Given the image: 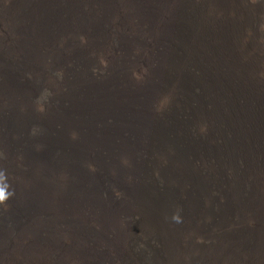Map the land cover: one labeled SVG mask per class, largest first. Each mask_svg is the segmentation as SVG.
<instances>
[{
	"label": "bare ground",
	"instance_id": "1",
	"mask_svg": "<svg viewBox=\"0 0 264 264\" xmlns=\"http://www.w3.org/2000/svg\"><path fill=\"white\" fill-rule=\"evenodd\" d=\"M127 1L0 0V30L11 37L9 49L18 61L0 56L5 79L1 92L28 93L33 105H41L49 98L43 93L45 80L56 83L59 77L67 78L65 91L55 95L56 104L66 101L65 105L49 109L44 118H58L56 124L87 143L72 136L71 141L66 136L60 140L63 134L34 121H26L23 130L16 128L11 109H0V264H116L117 258L121 264H192L196 251L202 258L199 264H264V87L258 86L257 94L237 111V101L225 95L229 84L222 76L244 62L247 76L263 78V58L245 56L246 48L241 55L238 46L243 30L255 34L259 43L264 39V0ZM123 5H129L136 26L148 30L143 36L153 39L143 43L134 38L135 47L138 41L137 48H152L153 54L151 66L143 67L152 77L145 86L151 89L140 91L141 95L126 84L130 65L125 59H131L133 70L139 63L135 53L126 58L133 50L131 40H116L124 55L118 58L121 63L113 62L107 76L97 79L81 71L99 45L111 48L108 27ZM253 22L257 28L251 27ZM101 56L108 57L104 50ZM154 63L159 66L153 68ZM159 82L164 88L156 90ZM171 88L173 104L180 110L170 105L161 110L159 104L162 116H154L153 98L169 94ZM93 89L96 101L85 107L81 96ZM107 92L117 101L106 100ZM18 97L11 94L9 101ZM127 103L131 108H125ZM197 126L206 134L188 142ZM29 135L36 141L34 150ZM211 137L215 142L209 141ZM17 139L21 153L12 156L27 167L8 174L13 160L3 156L5 147L12 148L14 142L17 147ZM83 162L97 168L108 192L98 181L87 179ZM200 162L208 166L205 174L198 173ZM224 167L231 170L229 176ZM247 219L257 223L253 231L239 226ZM230 224L240 228L227 230ZM163 230L169 231L167 237ZM194 234L206 243L194 245Z\"/></svg>",
	"mask_w": 264,
	"mask_h": 264
},
{
	"label": "rangeland",
	"instance_id": "2",
	"mask_svg": "<svg viewBox=\"0 0 264 264\" xmlns=\"http://www.w3.org/2000/svg\"><path fill=\"white\" fill-rule=\"evenodd\" d=\"M118 1H121L122 2V0H118ZM130 1V0H129ZM129 1H127V2H129ZM241 2H243V3H247L248 2V0H240ZM250 1V0H249ZM120 2V4H122ZM121 6V5H120ZM124 8V9H123ZM127 8V9H126ZM228 8H230V7H228ZM126 9V10H125ZM90 10V8H86V11H89ZM127 10H129V5H128V7H126V5H125V7H124V5H123V7H119V10H118V13H117V15L116 14H114V12L112 13V14H114V15H116L115 17H113V19L110 21V24H109V37L110 38H108L109 40H108V44L110 43L111 44V48H109V46L107 45V44H105V46L103 45V46H98V52L96 53V56H94V55H90L89 54V56H88V58L87 59H85L80 53H79V51H78V54H79V56L80 57H82L83 59H85L84 61L86 62L87 61V63H89L88 64V66H90L89 68H88V66H87V68H85V67H83L84 69H82L81 71H83V70H85V74L87 75L88 73L89 74H93V76H95L97 79H101V78H103V77H105V76H107L111 71H108V69L110 68V66L113 64V62H117V61H119L118 60V58H120L119 56H121L122 57V55H124V52L122 51V49H120V46L118 45L117 47L119 48H117L116 47V40H131L130 41V44H131V48L133 49L132 51L131 50H129V51H127V52H129V54H127V56H126V58L127 57H132V54L133 53H135V54H137L138 56V58H139V60H138V66L136 65V66H134V70L132 69L133 68V66H132V63H131V59H125V61L124 62H127V64H129L130 66H132V68L130 67V66H126L127 67V70H128V72H127V76H126V84H130L134 89H131V91H133L134 93H136V95H141L143 92H141L140 93V91H143V90H146V91H148V89H151L150 87L149 88H146L145 86L147 85V81H149V82H151V80H152V77L150 76V75H148V76H146L147 75V70L146 69H148L150 66H151V64H150V59H152V55H150V53L152 52V48H147V50L145 51V50H141V48H137V47H139V46H141V44L138 42V41H136L137 42V44H138V46L137 47H135V39L134 38H138L139 40H143L144 42L143 43H148L149 42V39H152V38H150V37H145V36H143V32H147V31H144V29L142 28V26L141 25H138V26H140V27H137L136 26V24H135V22L133 21V19H135L134 17H133V15L132 14H130ZM85 11V12H86ZM123 11V12H122ZM128 14V15H127ZM125 15V16H124ZM129 16V17H128ZM131 16V17H130ZM85 17L86 18H88L89 19V17H87L86 15H85ZM122 17V18H121ZM127 17V18H126ZM118 20H121L120 22H122V24H120V22H119V24H117V21ZM136 20V19H135ZM230 20V19H229ZM228 20V21H229ZM227 21V22H228ZM137 23V22H136ZM112 24V25H111ZM145 25V24H144ZM260 26V25H259ZM251 27H254V28H257V24L255 23V22H253V24L251 25ZM155 29H154V31H155V33L157 34V31H158V26H155L154 27ZM259 29H260V27H259ZM114 30V31H113ZM229 30H231V28H229ZM3 32H5L4 30H3ZM1 33V30H0V56H2L3 58H4V60H5V58H13L14 60H12V59H6V61H13V63L14 62H18L17 60H16V58H15V52L14 51H10V49H9V47H11V44H9L11 41H12V39H11V37L9 38H7L6 37V33ZM248 32V33H247ZM254 32V31H253ZM243 33H245V34H243V36L240 38V45L239 46H241V47H239L238 46V51L241 53V55H243L242 53H243V51L245 50V49H243V48H246V50H247V53H246V55L245 56H247L248 57V55H251L250 57H251V59H253V60H256L257 59V57H258V59L257 60H259V59H262L263 58V66H264V39L263 40H261V43H259V40L257 39V37L255 36V34L253 35V34H251L250 32H249V30H246V32H244V30H243ZM247 33V34H246ZM255 33V32H254ZM120 34V35H119ZM117 35H119V36H117ZM261 35V34H260ZM117 36V37H116ZM248 36V37H247ZM262 36V35H261ZM263 36H264V34H263ZM262 36V38H264ZM116 37V38H115ZM142 37V38H141ZM254 37V38H253ZM6 38V39H5ZM118 38V39H117ZM243 38V39H242ZM251 38V39H250ZM2 39V40H1ZM8 40V41H7ZM82 40H85L86 41V38H84V39H82ZM30 41V40H29ZM110 41V42H109ZM256 41V42H255ZM77 42L79 43V40L77 39ZM152 42H153V39H152ZM114 43V44H113ZM243 43V44H242ZM247 43V44H246ZM259 43V44H258ZM80 44H82L81 42H80ZM246 44V45H245ZM258 44V45H257ZM134 45V47H132ZM244 45V46H243ZM257 45V46H256ZM261 45H263V46H261ZM114 46V47H113ZM246 46V47H245ZM252 46V47H251ZM261 46V47H260ZM2 47H3V49H2ZM7 48V49H6ZM231 48H232V46H231ZM260 48V49H259ZM243 49V50H242ZM7 50V51H6ZM102 50H104V52L108 55V57H107V59H105V58H103L102 56H101V53H102ZM108 52H107V51ZM263 50V51H262ZM138 51H139V53H138ZM141 51V52H140ZM150 51V52H149ZM7 52H8V54H7ZM13 52V53H12ZM220 52H222V51H220ZM258 52V53H257ZM2 53V54H1ZM12 53V54H11ZM256 53V54H255ZM68 54V53H67ZM225 53H222V56H224V57H226V54L224 55ZM255 54V55H254ZM8 55V56H7ZM148 55V56H147ZM252 56H254V57H252ZM263 56V57H262ZM143 57H144V59H143ZM30 57L28 56V59H29ZM150 58V59H149ZM234 58V57H233ZM93 59V60H92ZM117 59V60H116ZM146 59V60H145ZM153 59H154V57H153ZM130 60V61H129ZM148 60V61H147ZM236 59L234 58L233 59V62H236L235 61ZM143 61H145V63L143 62ZM240 60L237 58V62H239ZM242 61V60H241ZM245 61H247V60H245ZM5 62V61H4ZM120 63H121V61H119ZM13 63L12 64H10V67H12L13 66ZM253 63H255V62H253ZM3 64V63H2ZM1 64V65H2ZM142 64V65H141ZM149 64V65H148ZM218 64H219V61H218ZM251 64V63H250ZM260 65L262 64V63H259ZM258 64V65H259ZM93 65H95V66H93ZM148 65V66H147ZM243 65H245V66H243ZM93 66V67H92ZM98 68H97V67ZM157 66H159L157 63H154L153 65H152V67L153 68H156ZM224 68L226 67V65H222ZM5 67H7L8 68V66L6 65ZM95 67V68H94ZM143 67H145V68H143ZM247 67V68H246ZM142 68V69H141ZM241 68V69H240ZM137 69V70H136ZM141 71H140V70ZM249 69H248V66H247V64L246 63H244V62H241L240 63V65L238 66V68H237V70L236 71H234L233 69L232 70H230V69H228L227 70V72H231V73H226V72H222V76L225 78L224 79V81H225V83L228 85V87L227 88H225V95L227 94L228 95V97L229 96H231V98H230V100L232 101V102H234L235 103V101H237L236 103H235V105L236 104H238L237 106L240 108H238V107H236V110L238 111H240V110H242L241 108L242 107H240V106H242V104H246V101H247V98L248 97H250V96H252V95H254V93H256L257 94V89H259V87H264V76H263V78L262 77H258V80L261 82H259L258 80H256L257 79V77L255 78V77H252V78H250L249 76H247L246 74H248L249 75V71H248ZM51 72H53L52 70H51ZM88 72V73H87ZM94 72V73H93ZM142 72V73H141ZM146 73V74H145ZM225 73V74H224ZM239 73V74H238ZM227 75V76H226ZM235 75H237V76H235ZM239 75V76H238ZM47 76H49V80H51L50 79V74L49 75H47ZM53 76H51V78H52ZM240 77V78H239ZM149 78H150V80H149ZM232 78H234V79H232ZM259 78H261V79H259ZM1 79L2 80H5L3 77H1V74H0V82L2 83V81H1ZM146 79H147V81H146ZM154 79V78H153ZM177 79H178V77H177ZM176 79V80H177ZM232 79V80H231ZM243 79V80H242ZM17 80L18 81H20V82H23L22 80H21V78H20V76H19V78H17ZM67 80V78L66 79H60V77H59V79H58V81L56 82V83H52L53 81H49V83L45 80V83H46V86L44 87L45 89H46V91H43V93H45L46 92V95H48L49 96V98L48 99H45V101H47V103L45 104V103H43V104H41L40 105V103H38V102H35L34 103V105L29 101V99H28V96L30 95V94H28V93H26V96H23V93H19V92H14V91H11L10 92V94L8 95L7 93H2L1 92V90H0V109L3 111H7L6 109L7 108H9V109H11V111H10V113L11 114H13L14 115V117H15V121H14V126L16 127V128H18L19 126H21L22 127V130L26 127L25 125H28L27 123H26V121H34V122H38V123H40V124H42L43 126H45L46 128L48 127V126H50L51 127V130H52V132H54V133H56V132H58V133H61V134H63L64 135V137L61 135V137H60V140H66V138H65V136L66 137H69L70 138V141L71 140H75L76 142H78V143H81V144H84V145H86L87 143L86 142H84V141H82V140H80L79 138H77L76 137V135L75 134H73V133H71V131H67L64 127H62V126H59L58 124H56V121L58 120V118L56 119V120H54V121H52V120H46L44 117V115H45V112H47L49 109H51V110H55V109H58V107H59V105H61V106H63V105H65V103H66V101H63V103H60L59 105H57L56 104V102H57V100L55 99V95H58L59 94V92H60V94H61V92L62 91H65V86H66V81ZM254 80V81H253ZM157 81V78H156V80H155V82ZM227 81V82H226ZM254 83H252V82ZM143 82V83H142ZM145 82V83H144ZM230 82V83H229ZM236 82V83H235ZM259 82V83H258ZM154 83V82H153ZM233 83V85H231ZM243 83H245V84H243ZM251 83H252V85H251ZM257 83V84H256ZM24 84V86H23V89H26L30 84H29V82H28V86H26L27 85V83H23ZM235 84V85H234ZM239 84V85H238ZM250 84V85H249ZM59 85V86H58ZM129 85V86H130ZM49 86V87H48ZM155 86V89L156 90H158L159 88L160 89H162V88H164L163 86V82L161 83V82H159L158 84H155L154 85ZM160 86H162V87H160ZM244 86V87H243ZM245 86H247L246 88H245ZM257 86V87H256ZM259 86V87H258ZM26 87V88H25ZM153 87V86H152ZM174 87V86H173ZM232 87V88H231ZM249 87V88H248ZM252 87V88H251ZM143 88V89H142ZM146 88V89H145ZM257 88V89H256ZM54 89V90H53ZM42 90V89H41ZM137 90V91H136ZM245 90V91H244ZM254 90V91H253ZM55 91V92H54ZM173 93H175L174 91V89L173 88H171V89H169V90H167V92L169 93V94H167L166 95V92L164 93H160V94H158L157 96H155L153 99V105H154V108H155V110L156 111H154V116H157V117H160V116H162V115H160V116H158L160 113L159 112H162L161 110H165V109H168L169 108V105H170V108L172 109V107H173V109H175L176 111L177 110H180V108L177 106L176 107V105L175 104H173V99H174V94H172V92ZM229 93H228V92ZM248 91V92H247ZM57 92V93H56ZM96 92V93H95ZM160 92H162V91H160ZM227 92V93H226ZM230 92H232V93H230ZM234 92H235V94H234ZM3 95H2V94ZM92 93V94H91ZM17 95V96H19L18 97V100L17 101H14L15 99H13L12 101H9L10 99V95ZM27 94H28V96H27ZM91 94V95H90ZM109 93L107 92V96L109 97V98H107L106 100H109V101H111V102H116L117 100H115L114 98H112L113 96H110V95H108ZM243 96H242V95ZM2 95V96H1ZM169 95V96H168ZM226 95V96H227ZM4 96H5V98H4ZM8 96V97H7ZM89 96V97H88ZM92 96V97H91ZM135 96V95H134ZM162 96H163V98H162ZM171 96V97H170ZM7 97V98H6ZM31 98H32V96H30ZM36 97V96H35ZM81 97H83L82 98V101H83V103L85 104V107L87 106V107H90L93 103H95V101H96V98H97V90L96 89H93L92 91H90V93L89 94H87V96L86 95H82ZM86 97V98H85ZM90 98V99H89ZM159 98V99H158ZM165 98H166V100H167V102H166V100H165ZM238 98V99H237ZM54 99V100H53ZM170 99V100H169ZM240 99V100H239ZM244 99V100H243ZM246 99V100H245ZM49 100H51V102L49 101ZM234 100V101H233ZM155 101H156V103H155ZM171 101V102H170ZM214 102H216L215 100H214ZM243 102V103H242ZM6 103V104H5ZM118 103H120L119 104V106L121 105L122 107L124 106V103H123V100H120ZM233 103V104H234ZM264 103V102H263ZM52 104V105H51ZM159 104H163V108L161 109V110H159L158 108H159ZM165 104V105H164ZM214 104V103H213ZM56 105V106H55ZM90 105V106H89ZM217 105V107H218V109H222L223 107H220V104H214V105H212V106H216ZM219 105V106H218ZM7 106V107H6ZM48 106V107H47ZM54 106V107H53ZM127 107H125L126 109L127 108H131V107H129L128 106V103H127V105H126ZM152 106V105H151ZM180 107H182V105H180ZM259 107H260V110L262 111V104H261V102L259 103ZM24 108V109H23ZM26 108H28V109H31V111L29 110V112L30 113H25V109ZM47 108V109H46ZM93 108V107H92ZM153 108V107H152ZM151 108V109H152ZM177 108V109H176ZM43 110V111H42ZM138 109H136V113H135V115L136 116H138V117H140L141 116V111L140 110H138ZM216 110H217V108H216ZM159 111V112H158ZM215 112H219V111H215ZM223 114H226L227 116H230L228 113H230L228 110H227V112H226V109H222V111H221ZM9 113V114H10ZM157 113V114H156ZM37 114V115H36ZM109 114H110V116H113L114 115V113H111V112H109ZM40 115H41V117H40ZM39 116V117H38ZM151 116H153V115H151ZM153 116V117H154ZM243 116H245V114H243ZM41 118H43V119H41ZM157 120V119H156ZM120 124V123H119ZM123 125V124H122ZM121 124H120V126H122ZM199 125V124H198ZM15 128V129H16ZM199 128V126H197V131L198 132H195V133H193V135H192V139H189V140H187L188 142H191V143H194V141H196V139H198V134H201V135H204V134H206V133H203V132H201V130H200V128ZM17 130V129H16ZM71 136H72V138H71ZM68 138V139H69ZM196 138V139H195ZM212 139L211 140H209L210 142L211 141H213V142H215V140H216V138H214V137H211ZM12 139V138H11ZM14 139V138H13ZM18 140V139H17ZM29 144H30V146H31V148L33 147V150L35 149V144H36V141L29 135ZM14 141V140H13ZM19 142H18V144H17V147H16V145H15V142H14V146L12 147V148H7V147H5V149H7L6 151H5V155H3V156H8V158L11 160H13L12 162H11V164H8L9 165V171H8V174H14V175H16V173H15V168H20V169H22L23 170V168H25V167H27V164H25V163H23L21 160H19L17 157H13L12 155L13 154H18L19 152L21 153V148L19 147V145H20V142H21V140H18ZM209 142V143H210ZM212 143V142H211ZM3 145V144H2ZM4 146V145H3ZM150 149V148H149ZM199 149H197V150H195L194 152H196V151H198ZM15 151V152H14ZM18 152V153H17ZM13 153V154H12ZM27 154V153H26ZM2 156V155H1ZM24 155L22 154V156L21 157H23ZM28 156V155H27ZM254 156V155H253ZM28 157H30V156H28ZM261 157V156H260ZM260 157H257V160L258 159H260ZM26 158V157H25ZM6 160H8L7 158H5ZM17 159V160H16ZM0 160H1V158H0ZM16 161H18V162H16ZM91 161V160H90ZM203 160H201V162H202ZM199 163V164H197V166L196 167H198L197 168V170H198V173H204L205 174V172H206V169L208 168V166H207V164L206 163ZM86 162H83L82 163V165H83V172L86 174V176H89L87 179H89V180H96V181H98L99 183H100V185H102V187H103V189L102 190H106L107 192H108V189H107V187L106 186H104L103 184H105V181H103L104 180V178L103 177H101V175L97 172L96 173V171H97V168L95 169L94 168V165L91 163V162H88V163H86ZM90 164V165H89ZM20 165V166H19ZM263 165H264V163H263ZM11 166V167H10ZM196 167H194L193 168V174H195L194 172H195V169H196ZM205 167V168H204ZM92 168H94V169H92ZM201 168H202V170H201ZM225 168V170L226 171H224L225 172V175L227 176H229L230 175V171L231 170H229V168H226V167H224ZM92 170V171H91ZM13 171V172H12ZM202 171V172H201ZM10 172V173H9ZM95 172V173H94ZM90 174V175H89ZM93 174V175H92ZM224 174V173H223ZM99 176L98 177V180H97V178L95 177V176ZM36 176V175H35ZM34 176V177H35ZM56 176V175H55ZM54 176V179H59L58 178V176L57 177H55ZM203 176V175H202ZM38 177V176H37ZM37 177H35V178H37ZM95 179H94V178ZM206 177H210L209 175H207ZM211 177H213V175L211 176ZM92 178V179H91ZM101 181V182H100ZM262 181V180H261ZM14 182H17V181H14ZM24 181H22V183H23ZM26 182V181H25ZM24 182V183H25ZM102 182H103V184H102ZM27 184H28V182H26ZM187 183H189L188 181L187 182H185L184 183V185L185 184H187ZM176 186H181V185H176ZM23 188H25V187H27L26 186V184L24 185V186H22ZM105 188V189H104ZM229 188V189H228ZM225 189H227V190H231L232 191V189L230 188V186H225ZM173 190H174V188H173ZM41 194H44V193H41ZM45 195V194H44ZM43 195V196H44ZM112 195H117V193L115 192L114 194H112ZM230 195H231V192H230ZM242 223L241 224H239V226L240 227H242V228H245V231H253L254 230V228H255V226L257 225V223H255V222H250V220L249 219H247V223H245L244 222V224L242 225ZM254 225V226H253ZM231 226H232V228H234V230H238L240 227L238 226V225H233V224H230V226H227L226 227V229L227 230H230V229H232L231 228ZM247 226V227H246ZM253 226V227H252ZM252 227V228H251ZM164 232H161L162 233V235H164L165 237H167V235H168V233H169V231L168 230H163ZM168 232V233H167ZM197 235L198 234H194V245H197V244H202V243H206V239H204V238H202L203 236H201V237H199L198 236V238H197ZM205 236V235H204ZM203 239V240H202ZM193 255H195V256H193V257H191V262H192V264H193V262H194V264H199V261H200V259H202L201 257H200V254L198 253V251H196ZM196 255H197V257H196ZM199 255V256H198ZM179 257H181L182 259L183 258H185V257H182V256H179ZM197 259H196V258ZM199 257H200V259H199ZM116 260H118V263H117V261ZM114 263H116V264H121V262H120V260L117 258V259H114ZM186 262H188V259H187V261Z\"/></svg>",
	"mask_w": 264,
	"mask_h": 264
}]
</instances>
